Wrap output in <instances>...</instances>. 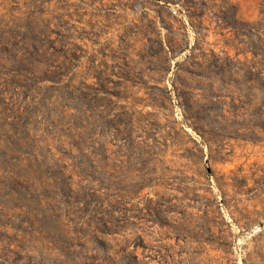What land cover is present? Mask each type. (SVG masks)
<instances>
[{
    "label": "rangeland",
    "instance_id": "rangeland-1",
    "mask_svg": "<svg viewBox=\"0 0 264 264\" xmlns=\"http://www.w3.org/2000/svg\"><path fill=\"white\" fill-rule=\"evenodd\" d=\"M0 264H264V0H0Z\"/></svg>",
    "mask_w": 264,
    "mask_h": 264
},
{
    "label": "trees",
    "instance_id": "trees-1",
    "mask_svg": "<svg viewBox=\"0 0 264 264\" xmlns=\"http://www.w3.org/2000/svg\"><path fill=\"white\" fill-rule=\"evenodd\" d=\"M167 1V0H166Z\"/></svg>",
    "mask_w": 264,
    "mask_h": 264
}]
</instances>
